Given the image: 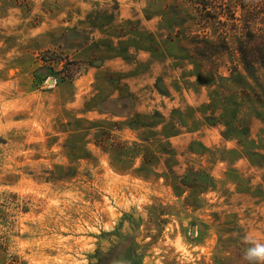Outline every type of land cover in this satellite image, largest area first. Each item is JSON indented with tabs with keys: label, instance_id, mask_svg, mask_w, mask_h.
<instances>
[{
	"label": "rangeland",
	"instance_id": "rangeland-1",
	"mask_svg": "<svg viewBox=\"0 0 264 264\" xmlns=\"http://www.w3.org/2000/svg\"><path fill=\"white\" fill-rule=\"evenodd\" d=\"M235 1L0 0V264H248L264 26Z\"/></svg>",
	"mask_w": 264,
	"mask_h": 264
},
{
	"label": "trees",
	"instance_id": "trees-1",
	"mask_svg": "<svg viewBox=\"0 0 264 264\" xmlns=\"http://www.w3.org/2000/svg\"><path fill=\"white\" fill-rule=\"evenodd\" d=\"M201 0L200 3H202ZM262 3H258L260 2V0H236L235 1V5L237 6V8L240 6V8L243 10V19L246 23V28L249 30L250 33L253 34V32H255V28L253 26V24H255L256 20L261 19V24H263L264 26V0H261ZM205 4V3H203ZM254 28V30H253ZM242 56H243V61L245 66L247 67V69L253 68L254 62L252 59H250L248 57V55L246 54L247 51H241ZM260 62H262L264 64V57L263 59H259Z\"/></svg>",
	"mask_w": 264,
	"mask_h": 264
},
{
	"label": "clouds",
	"instance_id": "clouds-1",
	"mask_svg": "<svg viewBox=\"0 0 264 264\" xmlns=\"http://www.w3.org/2000/svg\"><path fill=\"white\" fill-rule=\"evenodd\" d=\"M242 241L245 245H248L244 249L243 259L248 264H264V243L254 239L249 234H245Z\"/></svg>",
	"mask_w": 264,
	"mask_h": 264
},
{
	"label": "water",
	"instance_id": "water-1",
	"mask_svg": "<svg viewBox=\"0 0 264 264\" xmlns=\"http://www.w3.org/2000/svg\"><path fill=\"white\" fill-rule=\"evenodd\" d=\"M49 83H50V84H53V81H50Z\"/></svg>",
	"mask_w": 264,
	"mask_h": 264
}]
</instances>
